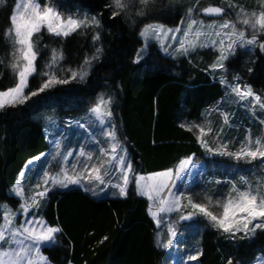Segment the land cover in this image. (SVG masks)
Wrapping results in <instances>:
<instances>
[{
    "label": "trees",
    "instance_id": "16d2710c",
    "mask_svg": "<svg viewBox=\"0 0 264 264\" xmlns=\"http://www.w3.org/2000/svg\"><path fill=\"white\" fill-rule=\"evenodd\" d=\"M233 1L246 7L258 2ZM15 2L5 0V6L0 7V61H3L0 63V90L15 85L12 71L7 67L10 45L3 35L9 27ZM48 2L40 0L42 5ZM55 2L62 4V11L66 13L95 16L101 27L90 29L86 34H73L58 43L46 32L42 33L38 66L48 58V49L56 47L63 49V65L77 68L85 56L93 54L92 36L97 31L101 37L97 43L103 46L104 54L85 82L58 85L24 105L0 112V203L14 208L18 205V200L9 199L7 193L26 163L49 150L43 125L36 117L46 112L58 119H82L88 115V108L96 97L102 94L116 98L113 120L136 174L149 175L174 168L180 159L192 154L203 159L205 153L195 134L181 128L180 124L204 119L224 98L225 89L218 82V74L208 72L210 61L202 53L171 59L154 45L139 64L134 60L142 44L139 31L145 24L173 23L178 20L180 11L199 2L205 4V1L164 3L163 0L162 4L150 5L144 16L136 14L141 6L134 1V7L114 18L111 0ZM228 64L234 74L240 76V84L251 85L264 99V52L258 47L253 53L238 52ZM40 81L41 78L35 76L30 80V87L35 89ZM251 130L253 135L257 133V128ZM248 178L251 183L256 182L251 174ZM221 188L212 189L211 194H222ZM128 191L127 197L95 196L73 187L50 194L47 205L37 213L51 226L62 229L56 245L43 251L50 263L164 264L165 250L157 244V228L148 213L149 203L135 193L133 184ZM199 250L202 255L192 264H227L228 259H233V264L237 261L251 264L257 255L264 256V235L258 234L251 243L248 240L232 242L204 226L199 235Z\"/></svg>",
    "mask_w": 264,
    "mask_h": 264
},
{
    "label": "snow or ice",
    "instance_id": "6c2138e0",
    "mask_svg": "<svg viewBox=\"0 0 264 264\" xmlns=\"http://www.w3.org/2000/svg\"><path fill=\"white\" fill-rule=\"evenodd\" d=\"M151 3L152 0H139L141 7L136 14L146 15V9ZM113 5V18L135 6L134 0H113ZM4 6L5 0H0V7ZM62 8L63 5L55 0H49L44 5L40 0H22L16 4L9 17V27L5 28L3 33L5 41L11 47V61L7 67L12 70L15 85L0 90V112L24 105L33 97L57 85L69 84L71 81L85 82L95 63L103 56V46L97 43L101 39L97 31L92 36L93 54L85 56L83 63L77 68L65 67L62 63L65 59L63 49L56 47L48 49V58L38 66L37 60L41 57L40 43L44 38L42 33L46 32L58 43L73 34H86L90 29L101 27L100 20L95 16L89 18L85 14L81 17L79 14L66 13ZM202 12L208 17H223L226 9L208 6L204 7ZM196 13V7L187 8L184 18L180 20L183 27L168 28L164 24H145L140 36L146 41L154 38L165 55L173 59L178 55L189 57L198 53V49L210 48L218 52L210 68L213 73H220L218 82L224 87L225 96H234L233 102L241 104L253 116L257 109L264 113L262 95L254 92L251 85L242 86L238 83L241 79L239 75L232 76L235 83L229 82V68L226 64L237 55L238 49H244L247 54L253 53L258 47L264 52V0H261L260 11H246L241 6L235 13V20L223 19L220 23L205 24L203 20L196 18ZM201 37L208 39L202 42ZM150 46L151 43H147L145 48L137 52L134 63L139 64L145 59L147 47ZM35 76H39L41 81L32 89L30 80ZM115 104L114 95L102 94L97 96L95 103L88 108L87 121L94 119L99 125L98 134L103 137L101 142L96 133H88L91 143L98 145L94 151L86 149L84 145L79 146L78 152L69 150L67 146H64L62 151L64 134L48 131L54 151L49 154L51 159L46 162H55L53 166L56 171L42 168L35 173L34 180L22 171L7 193L9 199L18 200L19 208L16 209L7 203L0 205V264H50L43 251L56 245L62 229L59 226H51L43 215L38 216L36 213L47 205L50 192L54 189H66L70 185L82 186L93 195L97 194V186L107 185L117 189L121 197H127L129 185L134 183L135 193L146 197L150 202L148 213L158 228L163 220L162 214L175 213L177 216L175 222H169L167 225V240L162 243L157 240V244L164 250H170L179 244L184 233L193 227L199 231L201 221L206 228L232 242L248 240L251 243L258 234L264 235V186L259 178L257 186L253 188L248 176L240 175V183L245 185V188L241 189L235 179L239 169H226L224 175L231 178L223 181L216 179L214 182L217 185H230L228 193L220 198L205 194L202 197L205 202H197L193 198L194 189L191 187L190 178L194 173L200 177L205 176L207 164L195 159V154L180 159L174 168L148 176L136 174L128 151L118 136V127L112 119ZM212 112H218L223 124L229 129L233 127L229 113L222 111L219 104L210 109L208 114ZM46 119L56 123L51 117ZM259 119L260 123L264 124V116ZM73 126L88 132L87 122L68 121L67 127ZM180 127L189 132L197 129L199 134L196 140L210 157L228 158L245 164L258 161L260 167L264 168V136L253 139L251 129L247 130L239 147L231 150L229 146L234 142L232 139L224 140L217 134L215 146L205 139L214 131L211 121L206 120L203 124L182 123ZM220 131L222 132L223 128ZM95 153H98V156L96 162H93ZM70 157L74 159L70 160ZM40 159V156L33 158L36 161ZM33 160H29L28 165H32ZM25 167L27 168V165ZM113 171L119 173L118 182L115 184L112 183ZM247 171L255 174L253 169ZM25 179H29L27 192L23 183ZM186 179L189 183H185ZM200 255L202 250H197L195 254L187 255L186 260L195 261ZM227 264H233V259H228ZM237 264H243V261H237Z\"/></svg>",
    "mask_w": 264,
    "mask_h": 264
},
{
    "label": "rangeland",
    "instance_id": "374dc122",
    "mask_svg": "<svg viewBox=\"0 0 264 264\" xmlns=\"http://www.w3.org/2000/svg\"><path fill=\"white\" fill-rule=\"evenodd\" d=\"M134 1L137 3L136 5L140 6L139 0H134ZM162 1L163 0H152V3L150 5L153 6L155 4H160ZM165 1H170V0H164V3H165ZM204 1H205V4H200V2H199L198 4L194 5V7L197 8V13L195 14L196 18L199 20H203L205 22V24H210L213 22L220 23L223 21V19L235 20V13L239 10V7H241V6L246 11H257L258 12L261 10V0H258V2H254L251 7L243 6L241 3L237 4L233 0H209V1L204 0ZM20 2H22V0H16L14 7L12 8V12L14 11L16 4L20 3ZM111 3L113 5V0H111ZM230 5H233L234 7L230 6ZM208 6L223 7L226 9V14L223 17H208V16L204 15L202 12V9L204 7H208ZM113 7H114V5H113ZM186 10H187V8L184 9L183 11H180V16H179L178 20H175V22H173V23L166 24V23L154 22L152 24H164L168 28H175L177 26L183 27V25L180 24V20L182 18H184ZM143 28H144V26L140 29V31ZM140 31H139V38H140L142 44H141V47L138 49V51H140L142 48H145L147 43H151V45H154L159 49V51L163 54V56H167V55H165L164 51L161 50V48L159 47V44L155 42L154 38H151L149 41H146L145 38H142L140 36ZM207 39H208V37H201L202 42H206ZM173 46L175 47L176 45H173ZM148 50H149V47H147V52L145 54V57L148 54ZM10 51H11V47H10ZM169 51H171V49H169ZM244 51H245L244 49H238L237 53L238 52H244ZM199 53H202V55H204V57L206 56L207 60L210 61V63L207 61L208 62V64H207L208 72L210 74L215 75V73L212 72L210 65L215 61V59L218 55V52H215L210 48L198 49V53H193L192 55H198ZM191 56L184 57V56L178 55L175 58V60L182 59V58H190ZM167 57H170V56H167ZM135 58H136V56H135ZM170 58L173 59L172 57H170ZM233 58L226 62L227 66L229 68L228 79H229V82H231V83L236 82V81L232 80V76L235 74H234V71L231 69L232 67L229 66V64H228V63H230V61L233 60ZM10 61H11V56H10ZM216 73L218 74V80H219L220 73L219 72H216ZM61 75H63V73H61ZM71 82H73V81H71ZM74 82H77V81H74ZM239 82L240 81H238V83ZM241 85L243 86L244 84H241ZM262 99H263V97H262ZM233 101H235V97L232 95H229L227 97L225 96L224 100L220 101V103H219L220 109L222 111H226L227 113H229L230 122L233 124V127L231 129H229L228 126L223 124L222 117L219 115L218 112H212L210 115L208 114L209 113L208 112L205 115V118L202 120L183 121V124H193V123L203 124L206 120L211 121L214 131L211 134H209L208 136H206L205 139H207L210 143H212L213 146H215V137L217 134H219L221 139L227 140V134L238 132L239 133L238 136L242 137L244 139V136L246 135V132L248 129H254L255 130L257 128L256 135L253 136L251 133L253 139H255L257 136H264V124H261L260 119H259V117L264 116V113H261L259 111V109H257L255 116H253V114L250 111H248L246 108H244L241 104L235 103ZM46 117H51L56 123L55 124L51 123L48 119H46ZM36 119L39 120L41 122V124L43 125L45 137L49 142V150L47 152L43 153L44 154L43 156H41V154L39 155L41 157V159L39 161L31 159V160H33V164L28 165V162H27L26 163L27 168L25 167L26 166L25 165L24 168L22 169V171L25 172L28 177H33V180L35 179V176H32V174L36 173L37 171H40L42 168L50 169L53 172L56 171V168L53 166L55 164V162H52L51 164L46 162V160L51 159L49 154L54 151L52 143L50 142V138L48 137V131L49 130L62 132L64 134V139L62 140V149H61L62 151L64 150V146H67V148L69 150H72L74 152H78L80 145H84L86 149L94 151L98 147V145L91 143V139L89 138V135H88L89 132L96 133L97 138H99L101 140V142H103V137H100L98 134L99 125L97 124V122L94 119L91 120L90 122L87 121V115L84 116L82 119H79V121L82 123H85V122L88 123V132H85L83 129L76 128L75 126H73L72 128H68L67 127L68 121L75 122L77 120L58 119L52 113H46V112L42 113L39 116H37ZM221 128H223L222 132L220 131ZM192 132L195 134V136H197L199 134L197 129H193ZM251 132H252V130H251ZM238 144L240 145V143H238ZM122 145L125 147V145L123 143H122ZM239 145H238V147H239ZM105 147H107L106 144H105ZM97 156H98V153H95L93 156V162H96ZM69 159L72 160V159H74V157H70ZM195 159H199V158H195ZM217 159L229 160L230 162L228 163V165L226 167L223 163H220V162H222L221 160H217ZM200 161L206 162V164H207L206 175L203 177H200L194 173L193 177L190 178L191 187L194 189L193 198L197 202H205L202 199L203 195H205V194H210L211 196H213L211 194L212 189H214V191H215V189L219 186L214 181L216 179H220L223 181L224 179L228 178L224 175L225 170L228 168L229 169H236V167L238 165H239V167H237L238 169H241L243 167L246 170H248V169L254 170L255 174L251 173V175L256 178L255 184L252 183L253 188H255L257 186L258 178L262 181V186H264V175H262V174H264V168L260 167L259 164H256L258 161H253L252 164H245L243 162H239L238 165H237V163H235V165H233V163L236 161L230 160L228 158L210 157L206 153L204 154L203 159ZM29 169H32V171H29ZM218 175L219 176L221 175L222 177L221 176L218 177ZM144 176H148V175H144ZM118 177H119V173L113 171V173H112V183L113 184L118 182ZM27 180L28 179H25L23 181L26 191H28ZM185 183H189V180L186 179ZM133 185H134V183H133ZM69 187H71V188L74 187V188L80 189L81 186L70 185ZM134 187H135V185H134ZM238 187L243 189V188H245V185L240 183L238 185ZM229 188L230 187L223 189L222 195L213 196V198L224 197L228 193ZM96 189H97V192L100 190L102 194H107V195H112V196L113 195L114 196L119 195L118 190L115 188H112L111 186L99 185L96 187ZM57 190H67V188L66 189H64V188L54 189L53 192L57 191ZM53 192H50L49 195L52 194ZM138 196H140V195H138ZM140 197H143V196H140ZM144 198L147 200L146 197H144ZM148 203H150V202L148 201ZM185 203H186V201H185ZM0 205H3V203H0ZM15 208L16 209L19 208V203ZM36 215H38V214L36 213ZM162 215H163V220H162L161 226L159 228L157 227L156 222L153 220V218L149 215L152 218V220L154 221L156 228H157L156 239L157 240L159 239L161 241V243H162L163 238L165 241L168 238V234H167L168 223L169 222H175V220L177 219V216L175 213H172L171 215H168V214H162ZM183 223H191V222H183ZM204 226H205L204 223L201 221L200 225H199V231H197L196 228L193 227L192 229H190L184 233V235L180 238L181 242L179 244L175 245L170 250H165L166 258H165L164 264H184V262H186V264H192L193 261H187L186 258H187V255L195 254V252L197 250H199V235H200V232ZM180 227H182V225ZM50 264H52V263H50ZM251 264H264V256L261 254L257 255Z\"/></svg>",
    "mask_w": 264,
    "mask_h": 264
},
{
    "label": "crops",
    "instance_id": "0c3cea01",
    "mask_svg": "<svg viewBox=\"0 0 264 264\" xmlns=\"http://www.w3.org/2000/svg\"><path fill=\"white\" fill-rule=\"evenodd\" d=\"M225 94V93H224ZM224 98H225V95H224ZM224 98L222 99V101L224 100ZM249 126V125H248ZM252 133V132H251ZM239 135V133L237 132V133H229V134H227V139H232L234 142L229 146L230 147V149L231 150H235V149H237L238 148V143H240L242 140H243V138L242 137H239L238 136ZM253 135V134H252ZM254 135H256V134H254ZM253 135V136H254ZM223 137V136H222ZM198 160H202V159H198ZM217 160H221L222 162H220V163H223L226 167H227V165H228V163L230 162L229 160H223V159H217ZM235 163H237V162H234L233 163V165H235ZM244 163V162H243ZM239 163H237V165H238ZM256 164H259L258 162L256 163ZM243 166V165H242ZM237 167H239V165L237 166ZM236 167V168H237ZM229 169V168H228ZM219 173V172H218ZM249 174H251V173H249L246 169H244L243 167L241 168V169H239V174H237L236 175V177H235V179H236V183H237V185H239L240 184V180H239V176L240 175H245V176H249ZM149 175H151V174H149ZM32 176H35V173L34 174H32ZM221 176V175H220ZM219 175H218V177H220ZM222 177V176H221ZM29 178H31L32 180H33V177H29ZM228 178H231V177H228ZM28 182H29V179H28ZM27 182V183H28ZM253 184H255V183H253ZM29 184H27V186H28ZM91 187V186H90ZM218 187H223V188H221L222 190L223 189H225V188H228V187H230V185H227V184H223V183H221V184H219V186ZM68 188H71V187H68ZM67 188V189H68ZM80 189H82V192H88V193H90V194H92V192L91 191H85L84 190V187H80ZM96 195L95 196H103L104 194H102L101 193V191L99 190L98 192H97V189H96ZM93 195V194H92ZM218 196H220V195H222V194H217Z\"/></svg>",
    "mask_w": 264,
    "mask_h": 264
}]
</instances>
